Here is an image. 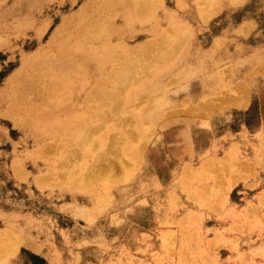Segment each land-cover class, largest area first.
<instances>
[{
  "label": "rangeland",
  "instance_id": "obj_1",
  "mask_svg": "<svg viewBox=\"0 0 264 264\" xmlns=\"http://www.w3.org/2000/svg\"><path fill=\"white\" fill-rule=\"evenodd\" d=\"M133 1L0 0V264H264V0ZM90 28L175 40L78 148L98 74L75 93L59 68Z\"/></svg>",
  "mask_w": 264,
  "mask_h": 264
},
{
  "label": "bare ground",
  "instance_id": "obj_2",
  "mask_svg": "<svg viewBox=\"0 0 264 264\" xmlns=\"http://www.w3.org/2000/svg\"><path fill=\"white\" fill-rule=\"evenodd\" d=\"M155 1L156 0H134L132 2L133 3L132 10L133 12L136 13H140V12L145 13L149 7V4H152ZM206 1L207 3H209L210 0H194V3L196 4V6H198V9L201 8L202 11L204 8L203 4L206 3ZM94 22H95L94 28H97V21ZM93 29L90 28L87 31L88 35L86 36V39H79L76 40V42H74L75 46L80 48L81 47L88 48V50H83L82 52V50H77L78 48H76L75 46L71 48L72 49L71 53H75L76 64L73 63L74 68H72L69 72L66 71L68 73L62 72L59 68V72L61 73V75H63L62 78L67 82L62 84L63 85L62 87L68 88L69 90L73 89L74 92L76 90L79 91V88L81 89V87H83L84 82L89 83L91 81L92 78L90 73V67L91 65L95 64L94 72L98 74V77L94 80L93 82L95 83L94 88L92 89V91H89L87 93V98H85V102H84V103H88L89 101H91L92 105L90 107L86 105L78 106V108L74 111L75 113L71 114L69 122H71L72 127L74 126L75 129L71 130L69 139L67 138L68 142L66 141V144L69 145L72 144L77 146V144H82V147L84 148L85 146L87 147L88 145L92 144V138H91V136L93 135L92 133L96 134L97 132H99L100 130L99 128L102 129V127H104V125L108 122L109 119H114L115 117L120 118L118 111L121 108L122 102H127V100L124 98V92L126 91L125 89L128 88V86L130 85H136V86L139 84H140L139 86L144 85L145 82L144 81L140 82L137 75H139L141 72L144 73L145 70L150 68L151 65H154V63L163 62L166 56L169 55L170 53L168 50H167L168 52L165 50L166 48L164 49L165 47L164 45L165 44L169 45L171 42H173V40H175V39L172 40L167 39L166 37H164V39L162 38L160 40L158 39L147 40L135 47L128 48L127 46L124 45L123 42H119L117 44H110L109 43L110 40L109 41L107 40L109 37L103 35L100 36V37L105 36L104 37L105 39H103L102 41V45H95L97 43L96 35L92 33L89 34V32ZM116 33H118L117 30L114 34ZM89 35H91V37ZM172 44L173 45H171V48L172 46H174V43ZM174 47L173 49H175ZM61 54L70 55L69 52L65 49L61 52ZM62 55H60L61 56L60 61L63 63L65 62V60H63L64 56ZM108 64L112 65L111 68H109L108 71H104L105 66ZM47 74L49 75V78L53 80V82H56L55 77L57 72H55L54 74H51V72ZM144 77H146V75ZM57 85L59 84L57 83ZM53 89H55L54 86ZM78 91H76L75 93H78ZM54 102L57 105V102H62V99L55 98ZM59 107H61V104L59 105ZM76 116H78L77 118L79 121L73 123L72 121ZM92 117H97V119H99L98 120L99 122L96 124L92 123L90 120V118ZM53 119L54 117L52 119L50 118L42 119V121H40L41 129L45 131L54 129L52 128ZM46 123H48V125H45ZM117 123L118 120H115V124ZM61 128H59L60 130L57 129L58 132L60 131L64 132L63 131L64 128L63 130ZM66 129L68 131L67 127ZM126 133H128L129 137L133 138L132 132L127 131ZM68 135L69 134H66L67 137ZM64 136L65 135H63L62 137L66 139V136L65 137ZM78 146H77L78 148H81L80 145ZM108 150L109 149L107 148V151ZM107 151L106 153H108ZM97 153L99 155L98 154L96 155L95 157L96 159L98 157L101 158L103 157L102 155H104V153H101V155L100 152ZM80 212L81 213L79 214H82L83 217H85L84 215L86 214L85 213L83 214L82 211ZM8 243L11 244L10 242ZM19 243L21 244L22 240ZM14 244H18V242ZM1 245L4 244L1 243ZM13 248L15 249L14 246Z\"/></svg>",
  "mask_w": 264,
  "mask_h": 264
}]
</instances>
